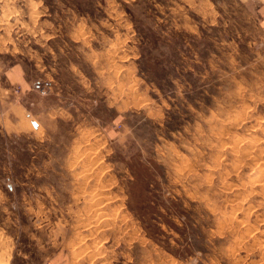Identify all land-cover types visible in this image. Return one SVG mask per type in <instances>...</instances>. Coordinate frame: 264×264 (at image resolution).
Masks as SVG:
<instances>
[{
    "label": "rangeland",
    "instance_id": "rangeland-1",
    "mask_svg": "<svg viewBox=\"0 0 264 264\" xmlns=\"http://www.w3.org/2000/svg\"><path fill=\"white\" fill-rule=\"evenodd\" d=\"M0 264H264V0H0Z\"/></svg>",
    "mask_w": 264,
    "mask_h": 264
},
{
    "label": "bare ground",
    "instance_id": "bare-ground-1",
    "mask_svg": "<svg viewBox=\"0 0 264 264\" xmlns=\"http://www.w3.org/2000/svg\"><path fill=\"white\" fill-rule=\"evenodd\" d=\"M259 176H260L259 173H255L252 176H250V179H251V181H253V184H254V182H256L258 180Z\"/></svg>",
    "mask_w": 264,
    "mask_h": 264
}]
</instances>
